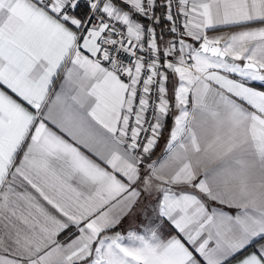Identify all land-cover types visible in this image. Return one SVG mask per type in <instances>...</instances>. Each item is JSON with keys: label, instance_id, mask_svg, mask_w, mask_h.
I'll return each instance as SVG.
<instances>
[{"label": "snow or ice", "instance_id": "snow-or-ice-1", "mask_svg": "<svg viewBox=\"0 0 264 264\" xmlns=\"http://www.w3.org/2000/svg\"><path fill=\"white\" fill-rule=\"evenodd\" d=\"M233 260L264 264V0H0V264Z\"/></svg>", "mask_w": 264, "mask_h": 264}, {"label": "crops", "instance_id": "crops-1", "mask_svg": "<svg viewBox=\"0 0 264 264\" xmlns=\"http://www.w3.org/2000/svg\"><path fill=\"white\" fill-rule=\"evenodd\" d=\"M240 29L239 28H235V27H219L217 30H213V31H209L208 32V35L210 36H218V35H228V34H231L233 32H236V31H239ZM172 37L169 36V35H165L164 36V39L168 40V39H171ZM176 83V80L172 77H170V83L168 85L170 91L173 87V84ZM171 126H172V120L171 118L168 120V125L167 127L165 128L164 132H163V135H162V138L161 140L159 141L158 143V146L155 150V155H154V158H157V157H160L163 155L164 153V150H165V146H166V143H167V140H168V137H169V132H170V129H171ZM148 201H145V204H147ZM147 215L148 217H151L152 216V212H151V209H147ZM147 223L146 221V218H145V210L144 208L142 207L141 209L138 210V213H137V216L135 217V219H131V220H127L123 226L122 229H120L122 232L126 231L128 228H137L139 229L140 227L144 226L145 224ZM165 231H169L168 229V226L165 225ZM213 246L210 244V247ZM231 264H236V261L233 260L231 262Z\"/></svg>", "mask_w": 264, "mask_h": 264}, {"label": "trees", "instance_id": "trees-1", "mask_svg": "<svg viewBox=\"0 0 264 264\" xmlns=\"http://www.w3.org/2000/svg\"><path fill=\"white\" fill-rule=\"evenodd\" d=\"M160 11H163V10H162V9L158 10L157 14H159V13H160ZM165 35H168V34L166 33Z\"/></svg>", "mask_w": 264, "mask_h": 264}]
</instances>
